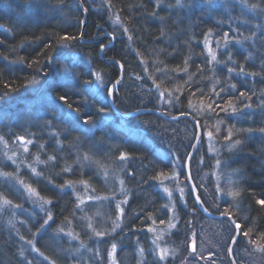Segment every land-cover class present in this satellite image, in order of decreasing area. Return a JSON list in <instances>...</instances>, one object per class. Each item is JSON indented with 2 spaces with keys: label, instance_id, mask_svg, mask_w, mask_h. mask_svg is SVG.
<instances>
[{
  "label": "trees",
  "instance_id": "trees-1",
  "mask_svg": "<svg viewBox=\"0 0 264 264\" xmlns=\"http://www.w3.org/2000/svg\"><path fill=\"white\" fill-rule=\"evenodd\" d=\"M82 3L87 9L94 7V11L88 9L87 19L80 0H0L3 26L0 28V136L7 142L17 136L31 137L36 143L30 156L40 154L44 161L39 166V175L20 173L23 182L30 181L39 195L51 201V227L44 228L42 235L34 238L39 249L52 259L59 260L68 254L67 241L60 236L58 228L80 216L79 199L71 185L87 181L99 191L104 189V181L97 180L92 162L125 171L121 174L122 187L130 193L125 208L127 233L142 231L152 216L159 219L162 194L157 187L161 176L172 171L171 165L158 157L150 138L134 136L131 129L120 127V123L126 121L130 127L153 122L195 128L189 118L170 121L148 112L118 117L108 97L99 95L92 75L101 74L109 85L119 79L122 75L119 64L110 58L123 63L125 69L117 93L120 96L115 101L120 112L148 106L169 115L188 113L203 129L209 125L204 119L209 118L208 114L221 123L219 127L225 137L231 130L230 143L241 141L238 154L230 157L231 166L244 176L238 195L240 205L238 211L229 213L242 223L243 231L252 228V237H258L264 232V207L257 204L264 199V133L259 131L264 127V0H240L226 7H212L198 1L192 7L179 8L175 7V0H110L111 7L105 0H82ZM117 16L118 26L112 23ZM124 28L128 31L124 32ZM108 31L116 36L115 43L101 55V44L112 41ZM225 33L229 36L227 45ZM62 35L76 39L62 41ZM206 39L212 40L210 47L219 63L211 60ZM217 43L222 46L218 47ZM72 53L77 54L76 58ZM229 54L234 64L225 63ZM145 66L150 69L151 84L131 78L133 74L146 75ZM241 66L245 73L239 72ZM227 67L235 71L228 73ZM33 77L42 79L36 90L32 88ZM153 80L160 85L159 89ZM231 84H235V89ZM146 86L151 88L148 93L153 96L160 89L166 90L174 99L178 98V103L167 109L160 104L158 96L142 98ZM221 87L225 91L216 99L212 90L219 91ZM240 92L245 96L241 97ZM61 95L68 97L73 109H79V115L59 100ZM198 99L204 102L206 115L198 112V105L191 104ZM229 99L237 109L235 113L216 107L226 105ZM246 104L250 107H244ZM88 116L92 123L84 125L83 119ZM192 143L180 153L181 177L186 182L185 164ZM121 152L129 155V161L119 160ZM86 155L90 159L86 161L92 162L83 161ZM49 156L54 159L49 160ZM7 163L8 168L10 162ZM6 171L13 175L14 169ZM11 175L0 174V192L19 203L24 197L20 194L19 198L15 197ZM190 199L197 208L192 193ZM1 220L0 264H27L21 244L33 240L35 229L21 223L20 229L19 224L11 229ZM239 238L240 234L237 241ZM235 245L239 246L238 242ZM226 262L233 264L229 252Z\"/></svg>",
  "mask_w": 264,
  "mask_h": 264
},
{
  "label": "rangeland",
  "instance_id": "rangeland-1",
  "mask_svg": "<svg viewBox=\"0 0 264 264\" xmlns=\"http://www.w3.org/2000/svg\"><path fill=\"white\" fill-rule=\"evenodd\" d=\"M198 1L205 2V4L211 5L212 7H215V5H225L226 7L227 4L236 3L240 0H212V3H208L207 0H191V2H189V0H184V3L187 5L186 7H192V5ZM80 3L83 10L85 8L87 9V6L85 7L82 0H80ZM88 9L92 10L94 7L88 6ZM85 13L87 19L88 10ZM112 23L117 25L119 22H117V20H112ZM84 24H86V22ZM108 33H110V31H108L107 34ZM83 35L84 33H82L81 36L82 40H84ZM114 41L115 40L110 41L105 48L112 46L115 43ZM210 46H212L211 39L207 41L206 48L209 49ZM217 46L221 47L222 45L217 43ZM211 49L212 52L215 53V50L213 48ZM99 53H101L100 49ZM72 54L71 56L76 58L77 54ZM120 64L123 66V63ZM119 67L121 69L120 65ZM145 67L146 75L141 77L133 74L131 78H133V80L137 79L138 81H144L146 84H151L152 77L149 73L150 69L148 66ZM122 68L124 73V66ZM123 78L121 80H123ZM41 81L42 79L36 78V83L32 85V88L36 90V87ZM121 82L122 81L113 89L112 95L113 104L117 110L118 108L115 105V101H117V97L119 98L120 96L117 95V93L121 89ZM95 86L99 95L108 97L107 89H111V85L103 80L102 84L96 83ZM150 89L151 88L148 86L145 87V93H142V98L158 96L160 97V104L167 109L172 104L178 103V98L174 99L171 94H167L169 92L166 90L161 91L160 89L153 96L148 93ZM160 93H163V96H161ZM107 100L109 102V99ZM191 104L198 105L200 109L198 112L201 113V115L207 114L202 99H198L197 101L194 100ZM146 107L147 109L158 110L157 108H148V106H144L142 109ZM131 111L133 110L123 112ZM207 117L209 118L204 119L209 125L206 129H203V125L201 124L202 137L196 151L198 152L196 154L197 157L191 160L190 163L192 178H194L200 198L203 200L204 205L206 207L208 206L210 211L212 210L211 212L215 211L214 213L219 212V214L229 213L230 210L235 212L239 210L240 199L238 196L233 197L229 195V192L230 190L238 191L240 194V186L243 184L244 176L239 173L237 168L231 166L230 157L232 158L238 154L241 148H238L239 144L234 147L232 146L234 140L230 143V140L225 139V135L222 134L219 127L221 123L218 122L217 119L208 116V114ZM119 125L120 127L127 128V130L131 129L130 132H132L134 136L146 135V137L150 138V142L152 144L154 143L157 148L158 157L171 165L172 171L161 176L162 178L159 179L160 181L157 187L162 194L161 202H159V219L152 216L153 219L146 221L147 224L141 229L142 231L136 232V230H134L133 232L127 233L124 230L126 223L125 208H127V202L130 199V193L127 189H124L122 187L123 184H121V174L125 173V171H119L118 168H107V166L102 167L98 163L95 164L92 161H88L90 159L87 161L85 159L83 160L85 163L92 162L93 167H96L97 175L95 174V176L97 180L100 178L103 179L105 185L101 184L104 189L99 191L87 181L71 185V189H74L77 194L76 197L79 199L77 205L81 208V210H79L80 216L73 222H68L60 226L64 230L60 233V236L62 237L63 235L70 249L68 254L58 260L55 258L52 259L53 257H50L47 252H43L45 256L49 257V260L55 261V264H113V261L115 264H228L226 262V254L229 252L228 249H232L231 252L233 257H231L230 253L229 256L233 264H264V252L254 250L252 245L248 243L247 238L242 235L244 229L242 230L243 225L241 222L235 219L236 222L241 225L240 229L242 230H240L241 234L238 239L239 246L234 244L231 248L232 243L230 242V237L234 233L235 226L230 225L227 218L221 220L212 219L202 214L197 206V208L193 207L194 203L190 199L192 192L191 189H189L188 179L186 182L181 177L183 157H181L180 153L182 150L189 149V145L195 142L196 127L193 129L190 125H188V127H186V125L179 127L172 124L162 126L153 122H145V124H141L140 126L130 127L126 121H123V123ZM150 131L152 132L151 134ZM153 133L154 136L152 137ZM209 133H211V135H209ZM29 139L32 140V143L27 145L28 152H24V147L16 138H13L12 142L8 141L7 148H5L3 143H0V148L3 151L0 153V174L6 173L7 169H14L11 179L15 182V184H12L16 191L15 197L19 198L20 195L21 198L22 196L24 197L23 201L16 203V201L10 198L3 197L0 192V205L3 204V200L5 199L12 202L11 205L3 206V210L0 211V220H4L6 225L10 226L11 229L17 224H19V229L21 224H24L26 228L31 225V230L35 229L33 240H31L32 244H29L26 240L21 244V250L24 251V255L26 256L25 260H31L32 264H49V261L44 260L43 256L32 251L33 244L39 248L34 238L42 235L43 229H40V224L43 223V220L47 218L48 214H51V203H44L43 208H41L43 200L46 199L42 195H39V197H42L43 200L35 195H29L25 185H30L37 193L38 191L30 181L23 182L22 179L24 176L22 174L20 175L23 171L27 175L36 176L31 169L35 168L36 173H38L39 166L42 164L41 162H44L40 158V154L30 156L31 148L36 142L31 137L25 138V140ZM202 140H204V147L201 145ZM9 157H13L15 163H13V160H10ZM37 157H39V161L41 162L37 161ZM125 161H129V159ZM217 161H220L219 165ZM6 162H10L8 168L6 167L8 165ZM125 164L127 163L125 162ZM4 176L7 177L9 175ZM165 187L172 193L171 197L164 192ZM25 200L26 204H22ZM81 200L84 201L83 204L80 203ZM117 204H120L121 208L124 210L122 216L120 215L119 209H117ZM15 205H20V207H15ZM117 217H120V219L117 220ZM52 220L49 221V224L45 228L51 227L50 224ZM82 220H84V224L81 222ZM161 220H163L164 223H161ZM153 221H155V223H153ZM114 222L120 225L115 231L112 230ZM89 224H91V227H89ZM173 224L175 227L169 226ZM149 229H152V231H149ZM68 232H71L73 235H78L79 239H71V237L66 235ZM95 232H103L105 235L97 237ZM154 240L160 247L169 249L170 255L165 261H158V257L152 254L157 251L156 244H153ZM112 244L116 245V250L109 256ZM193 245L195 251H193ZM141 249H143V254H141ZM40 252H42L41 249ZM97 253H99V255H97Z\"/></svg>",
  "mask_w": 264,
  "mask_h": 264
},
{
  "label": "snow or ice",
  "instance_id": "snow-or-ice-1",
  "mask_svg": "<svg viewBox=\"0 0 264 264\" xmlns=\"http://www.w3.org/2000/svg\"><path fill=\"white\" fill-rule=\"evenodd\" d=\"M105 2L108 3V6H109V7H111L110 0H105ZM175 2H176V6H178V7H185V6H187V5L184 3V0H175ZM189 2H191V0H189ZM207 2H208V3H212V0H207ZM157 7H159V4H157ZM253 7H255V5H254ZM87 10H88V9H86V8L84 9L85 12H86ZM118 20H119V17L117 16V21H118ZM2 27H3V26L0 25V28H2ZM123 31H124V32H127L128 29H127V28H124ZM109 35L111 36L112 40H115V39H116V36H115L114 34L109 33ZM262 35H264V33H262ZM254 36H255V33H253V37H254ZM253 37H245V39H251V38H253ZM75 39H76L75 36H68V35H62V36L60 37V40H62V41H67V42H71V41H73V40H75ZM129 39H131V36H129ZM224 40H225V44L227 45V42H228V40H229L228 33H225V34H224ZM206 43H207V39H206ZM237 43H239V41H237ZM62 46H63V45H62ZM105 47H106V45L101 44V46H100V52H104ZM208 51H209V54L211 55V60H212V61H217V57H216V55L212 52L211 47H209ZM141 62L143 63V61H141ZM229 62L232 63V64L235 63V61L233 60V58H232V56H231L230 54H229V56H228V61H226L225 63L227 64V63H229ZM117 63L119 64V61H117ZM217 63H219V61H217ZM185 64H187V61H185ZM121 67H123V66L121 65ZM185 70H186V69H185ZM227 71H228V73H232V72L235 71V69H234L233 67H227ZM239 72H240V73H245V69H244L243 66H241V67L239 68ZM92 75L95 76V81H96L97 83H99V84H102V83H103V80H102V76H101V74H98V73H92ZM252 75H254V73H253ZM229 79H231V77H229ZM119 82H120V81H117L116 83H119ZM31 83H33V84L36 83V79H35V77H33ZM87 83H91V81H87ZM153 83L156 84V81L153 80ZM26 87H27V85H26ZM159 87H160V85H159V84H156V88L159 89ZM235 87H236L235 84H231V88H232V89H235ZM212 91H213V95L216 97V99H219V98H220V93H221V92H224L225 89H224L223 87H221L219 91H216V89L213 88ZM107 95H108V96H112V95H113V90H112V89H107ZM160 95L163 96V93H160ZM240 96H241V97H244V96H245V93H244V92H240ZM249 98H250V97H249ZM59 100H60L61 102H63L64 104H68V107H69L70 109H72L73 111H76V112H77V115H79V109H78V108L73 109V106H72L71 104H69V100H68V97H67L66 95H61V96L59 97ZM213 103H215V101H213ZM208 107H209V108H212V104H209ZM216 107H219L220 110H221V111H224V112H228L229 109H231V111H232L233 113H235V112L237 111V109H236V107L233 105V101H232L231 99L227 100L226 105H220V104H217ZM244 107H250V105H247V104H246V105H244ZM100 111H104V109L101 108ZM174 119H175V117H174ZM76 122L79 123L80 121L77 119ZM91 123H92V119H91L90 116H88V117H86V118L83 119V124H84V125H89V124H91ZM259 131H260L261 133H264V127L260 128ZM209 135H211V133H209ZM225 139H226V140H231V139H232V132H231V130L228 131V135L225 137ZM16 140H18V141L21 143V145L24 147V152H28V147H27V145H30V144L32 143V140H30V139H29V140H25V138L22 137V136H17V137H16ZM0 143H3L4 146H5V148H7V146H8V142H7V141L4 139V137H2V136H0ZM240 143H241V141L237 139V140L234 141V144H233L232 146L234 147L235 145H238V144H240ZM41 147H43V146L41 145ZM88 158H89V157H88L87 155L84 157V159H88ZM9 159H10V160H13V157H9ZM36 159H37L38 162H41V161H39V157H37ZM48 159H49V160H53L54 157L49 156ZM128 159H130V157H129V155H128L127 153H124V152H121V153H120V155H119V160H121V161H125V160H128ZM13 163H15L14 160H13ZM41 163H42V162H41ZM217 164L219 165V164H220V161H217ZM31 170H32V172L35 173L36 175H39V173H36V169H35V168H32ZM65 171H68V169H65ZM4 175H11V174H10V173H4ZM129 175H131V173H129ZM160 175H163V173H161ZM67 183L70 185V184H71V181H69V182H67ZM121 184H123V181H121ZM25 187H26V190H27V192L29 193V195H35V196H37L38 198H40V199L43 200V198H42V197H39V194H38V193L35 191V189H33L30 185H25ZM194 190H195V189H193V191H194ZM181 191H183V190H181ZM218 191H219V188H218ZM164 192H166V193L168 194L169 197L172 196V193H171V192L169 191V189L166 188V187L164 188ZM229 195H231V196H233V197H236V196L239 195V192H238V191H231V190H230ZM196 202H200V197H199V196L196 197ZM11 203H12V202H11L10 200H7V199L3 200V204L0 205V211L3 210V206H5V205H11ZM44 203L50 204L51 201H50V200H43V203L41 204V208H43V204H44ZM80 203L83 204L84 201L81 200ZM125 203H126V201H125ZM257 204H259V205H261V206H264V199L258 200V201H257ZM15 207H20V205H15ZM117 209H119V211H120V215L122 216L124 210H123V208H121L120 204H117ZM205 210H206V209H205ZM225 215L228 216V220H229V222H230V225H234V226H235L234 233H233V235L230 237V242L233 243V244H236V243L238 242L236 237H237L239 234H241V233L239 232V230H240V228H241V225H240L239 223H237L236 220H233V219H232L230 213L226 212ZM119 219H120V217H117V220H119ZM51 220H52V216H51V214H48V215H47V218L44 219V220H43V223L40 225V229H44V228L49 224V221H51ZM160 222H161V223H164L163 220H161ZM153 223H155V221H153ZM119 226H120L119 223L114 222V227H113L112 230L115 231V229L118 228ZM169 226H170V227H175L174 224H173V225H169ZM89 227H91V224H89ZM38 231H39V230H38ZM59 231H60V232H63L64 230L61 228V229H59ZM149 231H152V229H149ZM252 232H253V229H252V228H247V230H245V231L242 232V235H243L245 238H247L248 243H249L250 245H252V247H253L254 250L259 251V252H264V242H262V241H264V232L260 233L259 236L256 237V238H253V237H252V235H251ZM66 235H68L69 237H71V239H73V240H75V239H79L78 235H73L71 232H68ZM95 235H96L97 237H102V236L105 235V233H103V232H95ZM21 239H23V237H21ZM27 242H28L29 244H32V241H31V240H29V241H27ZM153 244H156V241H155V240L153 241ZM156 249H157V251L153 252L152 254H153V255H156V256L158 257V261H165V260L167 259V257L170 255L169 249L166 248V247H163V248H162V247H160L159 244H156ZM115 250H116V245H115V244H112V246H111V252L109 253V256H111L112 253L115 252ZM32 251H33V252H37V253H39L40 256H43L44 260H48V261H49V264H55V261H51V260H49V257H48V256H45L43 252H40V249L37 248L34 244L32 245ZM193 251H195V247H194V245H193ZM228 251H229V253H231L232 249H228ZM141 254H143V249H141ZM21 255H23V253H21ZM97 255H99V253H97ZM27 264H32V261L29 260V261L27 262ZM113 264H115L114 261H113Z\"/></svg>",
  "mask_w": 264,
  "mask_h": 264
},
{
  "label": "water",
  "instance_id": "water-1",
  "mask_svg": "<svg viewBox=\"0 0 264 264\" xmlns=\"http://www.w3.org/2000/svg\"><path fill=\"white\" fill-rule=\"evenodd\" d=\"M110 60H113V61H116V59L112 58ZM119 65L121 66V64L119 63ZM122 71H121V77L119 79H117L116 81H114L113 83H111V89H115L117 86H118V83H116L117 81H121V79L123 78L124 76V73H123V68L121 67ZM109 102H110V106L113 107V110L115 111L116 115L120 116V117H131V116H134V114H140V113H144V112H151L153 114H157V115H160L162 116L164 119H169V120H173V121H177V119H181V118H189L193 124H195V127H196V140L195 142L193 143V148L191 149L189 155H188V159L186 161V164H185V168H186V178L188 179V185H189V189H191V192L193 194V198L196 202V197L199 196L200 197V194H199V191L198 189L196 188V184H195V181H194V178H192V174H191V167H190V163H191V160H192V156L195 154V152L197 151L198 149V145L200 144V140H201V134H202V129H201V126L200 124H198V121L191 115V114H177L176 116H169V115H164L162 112L158 111V110H151V109H147V108H144V109H139V110H134L133 112H119L116 107L114 106L113 104V100H112V96H109ZM175 117V119H174ZM193 189H195L193 191ZM196 206L198 207V209L201 211L202 214H204L205 216L209 217V218H212V219H224V218H227L228 219V216L224 214H219V213H214V212H211L210 210L207 209V207L204 205L203 203V200L200 198V202H196ZM206 209V210H205ZM233 219V218H232ZM235 220V219H233ZM240 232V230H239ZM238 237V236H237ZM236 237V238H237ZM234 244L232 243L231 245V248ZM231 254V257L232 256V252L230 253ZM233 259V258H232Z\"/></svg>",
  "mask_w": 264,
  "mask_h": 264
},
{
  "label": "bare ground",
  "instance_id": "bare-ground-1",
  "mask_svg": "<svg viewBox=\"0 0 264 264\" xmlns=\"http://www.w3.org/2000/svg\"><path fill=\"white\" fill-rule=\"evenodd\" d=\"M108 35H109V33H108ZM108 96V95H107ZM108 99H109V96H108ZM135 110H139V109H135ZM134 111V110H133ZM133 111H131V112H133ZM144 113H147V112H144ZM144 113H140V114H144ZM148 113H151V112H148ZM138 114V113H137ZM134 115H136V114H134ZM118 117H120V116H118ZM131 117H133V116H131ZM122 118H129V117H122ZM198 124H200V123H198ZM200 126H201V124H200ZM201 129H202V127H201ZM197 136V135H196ZM202 137V136H201ZM194 143V142H193Z\"/></svg>",
  "mask_w": 264,
  "mask_h": 264
}]
</instances>
